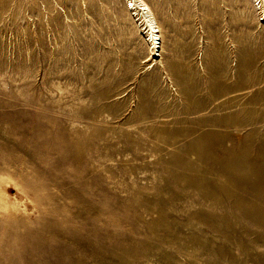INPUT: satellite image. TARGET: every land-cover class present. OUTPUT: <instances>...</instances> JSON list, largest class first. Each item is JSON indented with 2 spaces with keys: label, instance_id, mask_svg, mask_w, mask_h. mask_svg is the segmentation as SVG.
Returning <instances> with one entry per match:
<instances>
[{
  "label": "rangeland",
  "instance_id": "374dc122",
  "mask_svg": "<svg viewBox=\"0 0 264 264\" xmlns=\"http://www.w3.org/2000/svg\"><path fill=\"white\" fill-rule=\"evenodd\" d=\"M0 264H264V0H0Z\"/></svg>",
  "mask_w": 264,
  "mask_h": 264
},
{
  "label": "bare ground",
  "instance_id": "6f19581e",
  "mask_svg": "<svg viewBox=\"0 0 264 264\" xmlns=\"http://www.w3.org/2000/svg\"><path fill=\"white\" fill-rule=\"evenodd\" d=\"M134 6H137V4H135ZM137 9L142 14V19L144 20V24L146 26L147 33L150 36V40L152 41V43H151L152 47H153L152 58L162 57L161 56L162 47H161V43H159L160 39H159V35H158L160 33V31L157 30V27L155 26V25H157V23L154 22V20L151 19L150 16H147V13H149V11H147L148 10L147 8L143 9L141 6H138Z\"/></svg>",
  "mask_w": 264,
  "mask_h": 264
}]
</instances>
